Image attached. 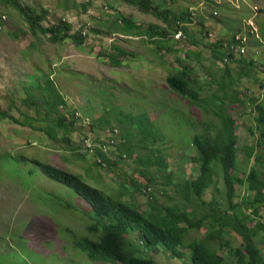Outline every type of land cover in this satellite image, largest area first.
Wrapping results in <instances>:
<instances>
[{
  "label": "rangeland",
  "instance_id": "rangeland-1",
  "mask_svg": "<svg viewBox=\"0 0 264 264\" xmlns=\"http://www.w3.org/2000/svg\"><path fill=\"white\" fill-rule=\"evenodd\" d=\"M149 1L154 3L158 0ZM161 2L162 9L173 14L192 9V19L185 26L188 31L186 37L176 40L169 32L162 40H154L157 36L150 40L146 37L147 34H123L119 25L115 24L118 13L140 24L142 29L149 28L150 25H155L157 29L158 26L168 29V24L161 18L144 12L135 5L126 4L123 0H20L22 6H34L39 13L41 8L49 9L42 25H52L58 19H65L71 24L70 33L81 29L84 42L77 46L69 38L55 42L49 39L48 33L39 30L32 32L22 13L9 2L0 0V111L20 120L23 119L21 112L30 115L32 111L21 102L26 95V88H31L32 91L37 89L29 83L30 76L33 75V80L43 85V77L47 74L67 101L68 108L63 111L75 109L78 129L72 132L71 140L79 145L78 154L84 155V158L70 157V150L60 149L50 139L43 138L44 135L40 139L39 130L6 119L0 120V254L7 249L16 252V259L5 258L3 262L23 264L22 259H25L29 264H88L85 254L80 253L78 245L74 246V243L85 237L97 239L101 232L88 228L92 221L85 216L84 204L79 198L73 199L75 208L64 205L60 207V195H47L52 187H42L44 180L27 173L32 171V163L22 160L19 162L18 156L11 157L9 153L14 154L15 151L24 153L29 159L54 162L60 168L81 174L88 183L109 194H115L119 185L127 184L131 178L137 179L143 186L147 180L137 174L133 159L137 154L144 155L147 150L136 147V152L130 158L124 157L117 164L103 167L94 163L92 151H86V154L79 149L80 140L88 130L97 138L103 136V130L107 127L92 129L90 123L103 112L105 104V108L109 107V115H118L117 109H111L116 105L125 112L128 109H132L130 111L134 113L146 110L149 118L154 121L155 129L164 135L163 140L155 141L150 147L161 149L168 163L167 171H171L174 176L166 184V174L155 171L153 177L156 178L148 184L150 195L155 196L159 202L168 204L180 200L181 197L174 193L171 182L182 180L190 173L193 164L189 157L195 153L190 143L191 136L201 133L213 138L220 126V117L215 114L218 110L211 106L210 101L215 97L212 94L218 97L225 95V91H220L218 82L224 68L223 63L212 55V47L208 45L211 33L214 42L226 44L231 34L245 36L248 43L245 57L253 59L254 64L251 74L239 76L233 87L240 98L245 94L251 97L252 94L257 98L255 101L264 106V92L257 89L259 81L264 77V59L260 52L264 46V0ZM83 3H86L85 8ZM190 37L193 41H190ZM256 40L261 43L259 46L255 45ZM164 42L173 45L177 51L168 50L164 46L162 48ZM219 49L227 51V46ZM121 50L126 53H120ZM187 51H190L195 60L192 63L193 73L198 85L201 84L203 88L199 96L204 97L209 104H189L187 98L177 95L166 83V76L180 69L177 58L182 60ZM109 54L118 55L120 63L110 64L107 58ZM228 67L233 78L241 74L240 69H245V66L237 62H229ZM102 84L111 87L103 95V100L109 98L107 102H99ZM226 91L231 93V89L227 88ZM214 103L219 105V100L215 99ZM222 105L235 120L237 159L233 172L244 180L254 167L259 171V177L264 178V137L261 135L263 123L258 128L256 113L248 111V106L245 109V105L231 102L228 97L223 100ZM31 124L33 126L38 123L33 120ZM111 127L118 129V139H122L118 123L113 121ZM24 139L32 141L23 144ZM251 146L254 147V154L247 157L243 149ZM60 151H64L67 157L63 158ZM257 153L261 157L254 161ZM108 154L114 159L119 155L116 147L110 149ZM88 166L90 169L87 175L85 171ZM212 167L217 173L214 182L220 191L216 194V199L230 213V201L220 178L222 170L219 161L214 160ZM39 192L44 195L40 196ZM246 192V185L236 184L233 203H242ZM212 194L213 186H210L204 190L202 198L209 199ZM123 197L134 201L140 210L148 209L152 201L145 193L137 190L133 199L128 195ZM190 198L192 203L189 202L188 210L199 206L194 195ZM242 213L253 215L248 221L251 227L256 221L264 222V204L256 215L251 207L242 208ZM204 231L205 227L185 233L184 243L179 246L184 253L183 257L173 258L166 250L156 253L151 249L144 255L153 257L159 264H183L188 257L187 242L202 237ZM128 236L136 244L139 237L133 234ZM229 237L235 246L236 240L233 236ZM254 239L264 256V230L257 231ZM210 244L215 247L218 241ZM219 253L225 254L226 251L220 249ZM73 258L77 260L76 263L70 262Z\"/></svg>",
  "mask_w": 264,
  "mask_h": 264
},
{
  "label": "trees",
  "instance_id": "trees-1",
  "mask_svg": "<svg viewBox=\"0 0 264 264\" xmlns=\"http://www.w3.org/2000/svg\"><path fill=\"white\" fill-rule=\"evenodd\" d=\"M17 8L32 32L39 30L42 33H48L49 39L55 42H62L69 38L77 46L84 42V36L81 29L71 31V24L65 19H58L55 24L42 25V21L47 16L49 9L41 8L40 13L34 6L25 7L20 4V0H4ZM124 3L135 5L144 12H150L161 18L168 24V29L155 25H150L149 28H141V25L127 19L126 17L117 14L115 24L119 25V30L123 34L128 35H146L150 40H162L170 34L181 29L186 34L188 31L185 26L191 21L194 14L190 9L188 12H181L173 14L169 11L163 10L161 7V0L151 3L149 0H123ZM159 3V4H158ZM85 8L86 3L82 4ZM182 24V25H181ZM116 30V29H114ZM238 34V33H236ZM230 35V40L227 44V51H220L219 45L211 41L208 44L212 47V55L223 63V74L220 78V91H225V95L218 97L215 94L210 104L218 111L215 112L220 117V126L213 138L203 136L201 133H194L191 136L190 143L192 144L195 153L189 157V161L193 166L190 167V173L185 175L184 179L171 182L174 187V193L180 195L181 199L168 204L160 202L156 204L157 198L150 201L151 208L149 210H140L138 205L123 195H128L133 199L134 192L140 190L142 185L140 181L135 178L125 184L122 183L118 187L115 194H109L101 189L88 183L81 174L69 171L68 169L60 168L54 162L42 161L38 158L29 159L24 153H9L11 157H17L19 162L29 161L32 163V171H27L28 174L44 180L41 183L42 187L51 186V191L47 195L58 197L60 207L62 205L69 208H75L73 199L79 198L84 204L85 216L92 221L89 229L92 231H101L97 239L93 240L85 237L81 241L74 243V246L79 247V252H85L87 259L92 261H111L120 262L121 264H159L153 257L147 254L146 251H165L167 250L171 257H183L184 253L179 246L184 243L185 233L189 230H199L205 227L204 235L200 238H194L187 242L188 257L183 264H264V256L262 255L259 244L255 241L254 236L257 231L264 230V222L256 221L253 227L249 226L252 216L242 213V208H252L253 214H257L259 208L264 204V178L259 177V171L252 167L248 172L246 178L243 180L233 171L236 168L237 159V135L235 133V120L228 114L226 107L222 105L223 100L228 97L231 102H237L251 107V111L256 113L257 127L260 124L264 126V106L261 102L255 101L257 98L250 94L243 95L242 98L238 96V91L233 87L239 80V76H249L253 66V59H247L238 53L235 57V52L230 49L231 43L237 44L239 40H235L234 36ZM264 38V37H263ZM174 39H176L174 37ZM177 40V39H176ZM190 41L193 38L190 37ZM156 42V41H155ZM254 43V42H253ZM261 43L256 40L255 45L259 46ZM177 51L173 45L166 42L162 48ZM244 46L247 48L248 43ZM119 49V47H115ZM126 53L125 50L119 51ZM263 59V50L260 51ZM118 55L109 54L107 56L108 62L112 65H117L120 60ZM226 58V60H224ZM180 69L168 74L165 78L169 88L177 95L187 98L189 104H209L204 97L199 94L202 91V85H198L196 75L193 73L192 63L195 61L190 51L185 52V57L180 60ZM229 62H237L245 69H240L241 74L234 78L229 74ZM30 84L37 87L36 91L31 88H26V95L21 99L23 105L32 111V115L25 112L23 119H17L16 116L7 112L0 111V120L6 119L12 123L29 127L30 129L39 130L38 137L41 139L48 138L52 143L57 144L60 149L70 150V157L84 158V155L78 154L77 143L71 140L72 132L77 130L76 122L78 117L75 115V109L67 110L68 104L56 87L53 79H50L46 74L43 77V85L39 81L33 80L31 75ZM256 80V79H255ZM264 77L259 81L257 89L261 90ZM111 87L102 84L99 102L103 100L104 92ZM231 89V93L226 89ZM112 96V95H111ZM219 100V105L214 103V100ZM107 104H105L106 106ZM103 108V112L94 117L91 121V128H110L113 121L118 123L120 133L122 136L120 154L124 157L130 158L136 152V147L147 150L144 155L137 154L133 161L136 163L137 174L142 179L147 180L148 184L153 181L155 171H162L166 174L169 184L171 178L174 177L171 171H167L168 163L165 160L164 153L160 148H151L150 145L155 141L163 140L164 135L155 129L154 121L149 118V113L146 110H141L134 113L128 109L123 111L120 106L111 107L112 110L117 109L118 115H109L108 108ZM67 107V108H66ZM32 108V109H31ZM28 112V110H27ZM37 121L38 124H31L32 121ZM261 135L264 137V127L261 130ZM31 139H24L23 144L31 143ZM259 144V140L256 142ZM5 150V149H4ZM2 150V151H4ZM64 151H60L64 155ZM81 151V150H80ZM245 156L252 157L254 154V147H245L243 149ZM85 153V152H84ZM96 155L101 156L102 160L109 167L111 164H117L119 161H110L104 154L95 152ZM73 154V155H72ZM121 157V155H120ZM260 153L255 155L254 161L259 160ZM122 158V157H121ZM218 160L221 167V181L226 189L231 210L229 213L227 208H222L221 202L216 199V194L219 193V188L215 185V173L212 162ZM97 166H102L101 163L94 160ZM91 166V165H90ZM90 166L86 168L85 173L89 174ZM39 185V183H37ZM246 185V196L242 203H233L235 196V185ZM213 186V194L209 199H203L204 190ZM56 187V189L54 188ZM128 189H131L130 191ZM40 196L44 193L39 192ZM113 195V196H112ZM194 195L195 201L199 206L192 207L189 210V202L192 203L191 198ZM249 196L250 198H247ZM169 198L172 196L168 195ZM67 198H70L67 201ZM239 205L241 207H239ZM243 205V207H242ZM62 206V207H64ZM232 232V234L230 233ZM129 234L137 235L139 238L133 242ZM225 236H227L225 238ZM229 236H233L237 244L232 245V240ZM212 241H218L215 247L210 244ZM147 249V250H146ZM151 249V250H150ZM225 249V254H220L219 250ZM14 250L7 249L0 254V264H8L3 262V259H16ZM229 257V259H227ZM23 264H29L25 259H22ZM70 262L76 263L75 258L70 259ZM182 264V263H181Z\"/></svg>",
  "mask_w": 264,
  "mask_h": 264
},
{
  "label": "clouds",
  "instance_id": "clouds-1",
  "mask_svg": "<svg viewBox=\"0 0 264 264\" xmlns=\"http://www.w3.org/2000/svg\"><path fill=\"white\" fill-rule=\"evenodd\" d=\"M177 31H181L182 34L184 35L185 37V33L179 29ZM176 31V32H177ZM175 32V33H176ZM174 33V34H175ZM211 33V32H210ZM212 34V33H211ZM213 34L212 36L210 37L209 39V42L213 41ZM218 45L219 43L216 42ZM232 44V43H231ZM264 45V43H262ZM223 46H227L226 43H222V46H220L219 48L223 47ZM230 49L234 51L233 48H231V45H230ZM220 50V49H219ZM235 52V51H234ZM238 56V53L235 52V57ZM243 56V55H242ZM224 60H226V58H224ZM250 108V109H249ZM248 111H251V107H248L247 108ZM118 136H119V131L116 127H113L112 129L110 128H106L103 130V136L102 137H99L97 138L96 136L93 135V132L91 130H88L86 135H83L81 140H80V143H81V148L79 150H81L82 152H85L86 154H88L86 151H92V157L94 158L95 161L101 163V165L103 167H106L107 164L102 160L101 156H98L96 155L95 152L98 151V153H102L104 154V156H106L110 161H120L122 158H124V154H120V149H118V145L120 144V148H121V143L123 141V139H118ZM117 148V151H118V157L114 159L113 156L109 155L108 154V151H110V149L112 148ZM121 155V157H120ZM139 192H142V193H145L152 201L154 200L155 196L153 195H150V186L148 185V182L143 185L141 187L140 190H138ZM160 202L158 201V199L156 200V204H159ZM151 208V206L149 205V208L148 209H143V210H149ZM99 231V230H98ZM101 233V232H100ZM100 235V234H99ZM88 238V237H87ZM98 238V237H97ZM84 239V238H83ZM95 240V239H93ZM79 250V249H78ZM147 250V249H146ZM167 251V250H166ZM168 252V251H167ZM85 254V252H82ZM169 253V252H168ZM86 256V255H85ZM87 259V257H86ZM88 264H110V263H118V264H121L120 262H111V261H92V260H88L87 259Z\"/></svg>",
  "mask_w": 264,
  "mask_h": 264
},
{
  "label": "built area",
  "instance_id": "built-area-1",
  "mask_svg": "<svg viewBox=\"0 0 264 264\" xmlns=\"http://www.w3.org/2000/svg\"><path fill=\"white\" fill-rule=\"evenodd\" d=\"M210 35L212 36V34H210ZM174 37L175 38H180V37H184V35L182 34L181 31H177L174 34ZM234 39L235 40H239V43H237V44H233L232 43L231 44V48H233L236 53H241L243 56H246V49L247 48L244 46V44L247 43V41H246L245 36L244 37H241L240 34H236L234 36ZM262 48H263V54H264V46ZM262 82H263V85H262L261 91L264 92V80H262Z\"/></svg>",
  "mask_w": 264,
  "mask_h": 264
}]
</instances>
